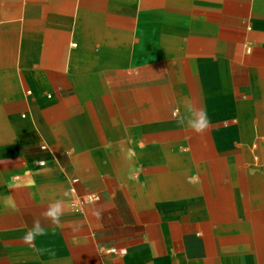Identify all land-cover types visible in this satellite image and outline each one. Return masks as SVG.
<instances>
[{"label": "crops", "instance_id": "0c3cea01", "mask_svg": "<svg viewBox=\"0 0 264 264\" xmlns=\"http://www.w3.org/2000/svg\"><path fill=\"white\" fill-rule=\"evenodd\" d=\"M50 2L0 20V264H264V0ZM188 103L204 134L179 122Z\"/></svg>", "mask_w": 264, "mask_h": 264}, {"label": "bare ground", "instance_id": "6f19581e", "mask_svg": "<svg viewBox=\"0 0 264 264\" xmlns=\"http://www.w3.org/2000/svg\"><path fill=\"white\" fill-rule=\"evenodd\" d=\"M6 1H9V2H13V3H16V2H30V1H36V0H0V18H4L3 15L7 14V11H5L4 13V8H2L3 4L6 2ZM48 1H51L50 3L53 4L54 0H48ZM189 1V0H188ZM192 6V5H191ZM188 8V7H187ZM24 10V16H26V20L27 22L24 23L25 25L24 26H29V25H32L34 24V22H37V19L35 17V14H36V7L35 6H27L25 7L24 9L22 8H18V14L22 15V12ZM42 11H45V19H46V23H48L49 25H54V24H57L59 22V19H58V14H57V9L55 7H52V8H46V9H43ZM41 11V12H42ZM3 12V13H2ZM7 24L5 23H2L0 25V27H4L6 26ZM81 27V26H80ZM51 30L47 31L46 32V38H45V42H46V45L47 46H50V47H58V46H61L64 39L60 38L59 36V33H56L54 31H52V28L49 27ZM82 28V27H81ZM79 31H80V28H78ZM246 31V30H245ZM77 32V31H76ZM191 32V31H190ZM194 32V31H193ZM197 32V31H196ZM244 32V31H243ZM84 35V33H82ZM164 34V33H163ZM194 34V33H192ZM203 34V33H202ZM201 34V35H202ZM246 34V32H245ZM199 35V34H198ZM204 35V34H203ZM247 35V34H246ZM169 37V36H168ZM171 37V36H170ZM175 36H173L174 38ZM243 37V36H242ZM182 38V37H180ZM177 41V40H176ZM186 41V40H185ZM174 42V41H173ZM175 43V42H174ZM77 40H74L73 41V45H77ZM178 47V46H177ZM250 48L251 50V47H248ZM177 49V48H176ZM165 50V49H164ZM174 51V50H173ZM172 51V52H173ZM181 51V50H180ZM178 51V53L180 52ZM183 51V50H182ZM174 53V52H173ZM176 53V52H175ZM186 53V52H185ZM181 54V53H179ZM183 56V55H182ZM193 57V56H192ZM238 57L240 59H244L246 61H248V59H250V56L247 55L246 53H243V52H240L238 54ZM172 58V57H171ZM215 58V56H214ZM183 59V58H182ZM174 61V60H173ZM223 61V60H222ZM230 61V60H229ZM235 62V61H234ZM176 63V61H175ZM191 63V62H190ZM221 64V63H220ZM236 64V63H235ZM233 65V64H232ZM248 66V65H247ZM256 66V65H255ZM229 67V66H228ZM245 67V66H244ZM248 68V67H246ZM197 69V67H196ZM246 70V69H245ZM248 73V72H247ZM198 74V73H197ZM230 77V76H229ZM259 77V75H258ZM198 79V78H197ZM259 84V83H258ZM175 85V84H174ZM178 85V84H176ZM226 85H227V81H226ZM188 86H191V84H189ZM198 90V89H197ZM199 91V90H198ZM198 93V92H197ZM248 98V97H247ZM256 106H259V105H256ZM252 106H249L248 104V101L246 102H238L237 103V111H238V115H240L241 117V124H240V127H241V130H242V134H243V137L244 139H248V112H251L253 113L254 111H258L257 110V107L255 110H253L251 108ZM259 109V108H258ZM237 196V195H236ZM220 199V198H219ZM257 199V198H256ZM259 199V198H258ZM219 202V200H218ZM239 202V200H238ZM264 202V201H263ZM216 207V205H215ZM222 207V206H221ZM241 207V206H240ZM245 213V212H244ZM245 215V214H244ZM260 217V216H259ZM246 220V219H245ZM246 223V222H245ZM247 225V223H246ZM259 251H260V254L262 255V257L264 258V246L263 247H259L258 248Z\"/></svg>", "mask_w": 264, "mask_h": 264}, {"label": "clouds", "instance_id": "9594fccd", "mask_svg": "<svg viewBox=\"0 0 264 264\" xmlns=\"http://www.w3.org/2000/svg\"><path fill=\"white\" fill-rule=\"evenodd\" d=\"M187 117H179V122L183 125L187 122V127L197 134H204L210 127L207 112L204 109H196L190 103L186 104ZM175 115V113H174ZM14 207V205H11ZM65 213V205L63 200H56L48 205L43 217L48 220L52 225L57 228L63 227V221L61 217ZM46 229L41 223L39 217H34L32 221V227L23 236L25 243L35 246L37 237L45 235Z\"/></svg>", "mask_w": 264, "mask_h": 264}, {"label": "rangeland", "instance_id": "374dc122", "mask_svg": "<svg viewBox=\"0 0 264 264\" xmlns=\"http://www.w3.org/2000/svg\"><path fill=\"white\" fill-rule=\"evenodd\" d=\"M8 3H10L9 1H6L4 4H3V6H2V8H4V13H5V11H7V9H6V5L8 4ZM3 13V12H2ZM7 15H8V13L7 14H5V15H3V17L4 18H0V20H4L5 18H7ZM19 15V14H18ZM20 16V15H19ZM22 20V25L24 26V23H26L27 22V20H26V16H24L23 15V19H21ZM242 74V73H241ZM241 74L238 72V79H237V85L238 86H240V87H244V86H247V88H248V78H245L244 77V75H242L241 76ZM241 76V77H240ZM13 89H16V88H13ZM0 90H2V91H4L5 90V88H0ZM25 91H26V93H28V91H29V89L28 88H25ZM4 96V95H3ZM237 99H238V101L239 100H244V99H246V96L244 95V94H238V96H237ZM10 101V99H5L4 97L3 98H1L0 99V111L1 110H4V105H6L8 102ZM2 104H3V106H2ZM228 121V124H226L227 126H229V127H231V128H237V120L236 119H230V120H227ZM5 128V123H4V120L3 121H1V118H0V129L1 130H3ZM239 137H240V134H238V141H237V158H238V160L240 159V156L242 157V152L243 151H241L240 149H241V147H242V145H241V143H240V141H239ZM225 148H228L229 147V145L227 144V145H225L224 146ZM244 155H246L245 154V152H244ZM247 158V161H248V157H246ZM237 169H238V167H237ZM239 173V172H238Z\"/></svg>", "mask_w": 264, "mask_h": 264}, {"label": "built area", "instance_id": "2783aa9c", "mask_svg": "<svg viewBox=\"0 0 264 264\" xmlns=\"http://www.w3.org/2000/svg\"><path fill=\"white\" fill-rule=\"evenodd\" d=\"M41 163H43V162L41 161Z\"/></svg>", "mask_w": 264, "mask_h": 264}]
</instances>
